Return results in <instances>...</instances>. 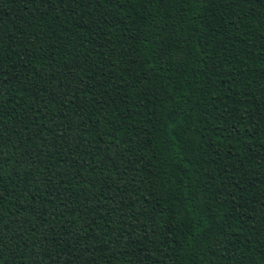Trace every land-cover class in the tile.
I'll list each match as a JSON object with an SVG mask.
<instances>
[{"label":"trees","instance_id":"obj_1","mask_svg":"<svg viewBox=\"0 0 264 264\" xmlns=\"http://www.w3.org/2000/svg\"><path fill=\"white\" fill-rule=\"evenodd\" d=\"M0 264H264V0H0Z\"/></svg>","mask_w":264,"mask_h":264}]
</instances>
